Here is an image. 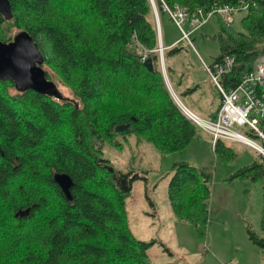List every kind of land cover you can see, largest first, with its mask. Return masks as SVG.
<instances>
[{
  "label": "trees",
  "instance_id": "16d2710c",
  "mask_svg": "<svg viewBox=\"0 0 264 264\" xmlns=\"http://www.w3.org/2000/svg\"><path fill=\"white\" fill-rule=\"evenodd\" d=\"M9 1L12 17L6 20L0 14V40L8 42L27 31L43 54L46 77L55 83L47 68L57 72L76 100L30 89L19 92L10 79L0 80V226L6 227L0 264H150L148 250L156 240L134 236L125 203L140 175L112 168L100 147L107 141L120 148L134 136L136 143L168 154L186 148L198 135L199 128L175 103L161 70L160 42L169 79L173 69L165 57L181 48L163 45L149 0ZM215 1L155 0V6L160 20L169 16L163 3L194 12L210 9ZM248 1L255 5L244 11L240 29L218 15L220 51L214 62L235 58L230 73L222 77L226 87L236 85L264 55V0ZM5 25L19 31L6 36ZM144 50L152 70L143 64ZM8 87L17 94H10ZM127 123L126 130L115 131ZM213 150L220 157L232 154L222 141ZM171 170L167 196L172 212L200 229L208 221L211 173L185 161L174 163ZM56 173L71 177V200L54 181ZM258 178L261 235L248 227L246 232L264 250V161H254L230 177Z\"/></svg>",
  "mask_w": 264,
  "mask_h": 264
},
{
  "label": "rangeland",
  "instance_id": "374dc122",
  "mask_svg": "<svg viewBox=\"0 0 264 264\" xmlns=\"http://www.w3.org/2000/svg\"><path fill=\"white\" fill-rule=\"evenodd\" d=\"M157 14L152 7L154 22H158ZM244 14V11L235 13L233 27L241 28L240 19ZM168 17L161 15L159 32L181 48L176 54L165 57L166 65L174 71L170 77L172 86L185 107L205 118L204 112L214 111L220 103V94L204 67V64L210 66L219 55L216 38L219 17L210 16L192 32L189 41L182 39L180 30ZM3 29L6 36L19 31L6 25ZM47 70L62 97L76 100L64 79L57 72ZM8 92L17 94L14 87H8ZM228 146L232 149L231 155L217 156L209 135L200 129L186 148L168 154H160L149 143H136L134 136L128 137L120 148L107 141L101 144L103 156L112 168L140 175L132 181L125 203L134 236L144 241L156 240L148 250L150 264H264V250L253 245L246 232L248 227L261 235L262 180L230 179L240 168L264 160L246 145L230 143ZM181 161L211 173L208 221L200 229L178 220L169 204L167 188L171 168ZM5 231L6 227L0 226V238L3 233L6 235Z\"/></svg>",
  "mask_w": 264,
  "mask_h": 264
},
{
  "label": "built area",
  "instance_id": "2783aa9c",
  "mask_svg": "<svg viewBox=\"0 0 264 264\" xmlns=\"http://www.w3.org/2000/svg\"><path fill=\"white\" fill-rule=\"evenodd\" d=\"M149 1L156 15L155 1ZM217 1L206 11L196 9L189 12L186 7L178 4L170 7L163 3L162 6L180 30L182 39L189 41L192 32L210 16L217 14L226 25H232L236 12L246 11L251 5H255V2L248 0H239L233 5L219 4ZM163 50L160 42L161 70L169 92L186 118L209 135L212 148L214 149L220 141L226 144L240 143L252 148L264 160V55L255 60L251 70L236 85L228 87L222 83V77L229 74L234 67L233 56H225L210 66L204 64L220 94V103L214 117L201 118L185 107L173 92L166 76ZM146 55L147 52L144 50L142 61L146 59Z\"/></svg>",
  "mask_w": 264,
  "mask_h": 264
},
{
  "label": "water",
  "instance_id": "95a60500",
  "mask_svg": "<svg viewBox=\"0 0 264 264\" xmlns=\"http://www.w3.org/2000/svg\"><path fill=\"white\" fill-rule=\"evenodd\" d=\"M0 14L6 20L11 19L9 0H0ZM43 61L44 57L38 44L27 31L18 32L8 42L0 40V80L10 79L19 92L30 89L59 99L61 97L59 89L46 77V72L41 66ZM143 64L147 69H153L151 58L145 59ZM128 126L129 123L117 125L115 131L122 132ZM53 177L66 198L71 200L70 190L73 186L71 177L65 173H56Z\"/></svg>",
  "mask_w": 264,
  "mask_h": 264
},
{
  "label": "crops",
  "instance_id": "0c3cea01",
  "mask_svg": "<svg viewBox=\"0 0 264 264\" xmlns=\"http://www.w3.org/2000/svg\"><path fill=\"white\" fill-rule=\"evenodd\" d=\"M166 15V14H165ZM158 24H159V19H158ZM162 39H163V45L164 46H167V47H172V46H174L176 43H175V41L174 40H172L171 38H167V37H164V35H162ZM174 75V71L172 72V76ZM166 76H167V74H166ZM167 79H168V81H169V83H170V85H171V88H172V90H173V92L176 94V92L174 91V88H173V86H172V82H171V80L172 79H169V77L167 76ZM173 81V80H172ZM189 91H191V90H189ZM176 96H177V94H176ZM177 98H178V100L181 102V100H180V98L177 96ZM175 101V100H174ZM175 103H176V101H175ZM177 104V103H176ZM178 105V104H177ZM218 106H219V104L217 105V107H216V109L214 110V111H206V112H204V116H206L205 118H212V117H214L215 116V114H216V111H217V108H218ZM179 107V106H178ZM180 108V107H179ZM135 139V138H134ZM192 142V141H191ZM174 215V214H173Z\"/></svg>",
  "mask_w": 264,
  "mask_h": 264
}]
</instances>
